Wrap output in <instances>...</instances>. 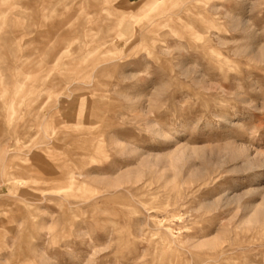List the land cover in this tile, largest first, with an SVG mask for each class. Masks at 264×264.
Listing matches in <instances>:
<instances>
[{
	"label": "rangeland",
	"instance_id": "1",
	"mask_svg": "<svg viewBox=\"0 0 264 264\" xmlns=\"http://www.w3.org/2000/svg\"><path fill=\"white\" fill-rule=\"evenodd\" d=\"M0 264H264V0H0Z\"/></svg>",
	"mask_w": 264,
	"mask_h": 264
}]
</instances>
